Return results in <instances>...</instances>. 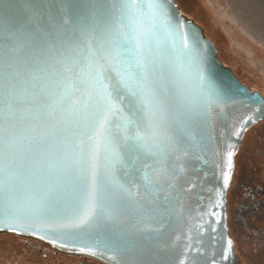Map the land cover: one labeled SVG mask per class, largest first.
<instances>
[{"label": "snow or ice", "instance_id": "1", "mask_svg": "<svg viewBox=\"0 0 264 264\" xmlns=\"http://www.w3.org/2000/svg\"><path fill=\"white\" fill-rule=\"evenodd\" d=\"M170 19L168 0H0L5 230L37 236L38 226L56 236L49 242L58 249L110 252V260L152 255L133 238L144 229L126 223L144 212L137 204L141 186L114 161L133 148L160 168L156 179L144 177V186L161 183L166 158L187 155L188 126L202 125L224 99L199 64L197 99H189L174 66L192 70L188 44L176 61L158 43L172 32ZM240 96L259 116L247 117L237 138L264 118V96ZM234 156L235 149L226 152L224 189Z\"/></svg>", "mask_w": 264, "mask_h": 264}, {"label": "water", "instance_id": "2", "mask_svg": "<svg viewBox=\"0 0 264 264\" xmlns=\"http://www.w3.org/2000/svg\"><path fill=\"white\" fill-rule=\"evenodd\" d=\"M8 2L22 5L24 0ZM168 3L172 32L161 34L158 43L176 61L186 51L183 45L188 44L193 59L192 70L174 63L186 94L189 99H197L194 69L199 64L224 99L222 103L213 105L210 118L202 125L188 126L191 143L187 155L179 154V159L174 158L175 154L166 158L161 183L150 188L144 186V177L156 179L160 168L133 148L124 151L122 161L119 156L114 161L118 168L123 165L122 173L129 180L141 186V198L137 204L143 206L144 212L126 223L144 229L133 238L148 247L152 255L143 259L118 256L117 260H110V252L92 256L61 250L49 242L56 236L38 226L33 229L38 235L32 236L13 233L0 225V235L32 240L55 253L92 259L102 264H181V261L183 264H242L229 230L228 194L236 170V156L246 134L264 118L250 121L239 138L234 133L247 117L259 116L255 113V106H246L240 93L247 91L264 95L241 81L232 67L222 61L215 42L206 35L203 25L185 14L176 0H168ZM19 15L25 17L27 13L20 8ZM230 149H235V156L231 180L224 189L226 152ZM40 235H47L49 239L41 240ZM225 253L228 254L227 260L223 259Z\"/></svg>", "mask_w": 264, "mask_h": 264}, {"label": "rangeland", "instance_id": "3", "mask_svg": "<svg viewBox=\"0 0 264 264\" xmlns=\"http://www.w3.org/2000/svg\"><path fill=\"white\" fill-rule=\"evenodd\" d=\"M200 1L207 10V16L200 9V2L199 4L194 3L195 6L193 4L191 8L188 7V11L184 9L182 11L185 14L188 13L187 15H194L200 23L206 26L205 32L207 31L214 40H218L217 43L223 52L224 63L236 70L242 81L255 85L253 82L255 77L260 79L261 88L256 85L252 87L262 90L264 95V0ZM211 15L215 21L210 19ZM216 31L224 38L225 43ZM223 34L225 36H222ZM262 128H264V123L261 122L249 135L247 133L246 143L260 161L263 169L261 177L264 180V157L259 152L264 147V134L258 131ZM11 241H13L12 237L0 235V264H47L44 258H37L34 253L35 249L28 250ZM66 257L64 258L68 259Z\"/></svg>", "mask_w": 264, "mask_h": 264}, {"label": "flooded vegetation", "instance_id": "4", "mask_svg": "<svg viewBox=\"0 0 264 264\" xmlns=\"http://www.w3.org/2000/svg\"><path fill=\"white\" fill-rule=\"evenodd\" d=\"M180 2L183 7L191 8L187 0H180ZM192 2L199 4L198 0H192ZM199 5L207 16V10L203 9L204 5ZM216 34L225 43L218 31ZM260 123L252 127L248 135ZM258 131L264 134V128ZM246 139L247 134L236 157V170L228 195V224L242 264H264V180L261 177L263 169L251 147H247ZM259 152L264 157V147ZM12 240L13 244L23 246L25 249H35L34 253L37 258H44V262L47 264H102L87 258L66 257L32 240L17 237Z\"/></svg>", "mask_w": 264, "mask_h": 264}, {"label": "trees", "instance_id": "5", "mask_svg": "<svg viewBox=\"0 0 264 264\" xmlns=\"http://www.w3.org/2000/svg\"><path fill=\"white\" fill-rule=\"evenodd\" d=\"M177 1V3L178 4H180L181 2H180V0H176ZM188 2H189V4H190V6L192 7L193 6V2L191 1V0H187ZM198 2H200V4H202V5H204L200 0H198ZM182 4V3H181ZM181 4L179 5V6H181ZM194 6H195V4H194ZM181 9H184L185 11H188V9L187 8H185V7H181ZM188 14V13H187ZM188 16H190V14L188 15ZM190 17H192V18H194L195 19V21L196 22H198L199 24H201V25H203L202 23H200L199 21H198V19H196L195 17H194V15L192 16H190ZM210 19L213 21L214 20V17L211 15L210 16ZM215 21V20H214ZM205 24V23H204ZM204 26V28H206V26L205 25H203ZM206 34L210 37V38H212L210 35H209V33L206 31ZM222 36H225L224 34L222 35ZM227 39V38H226ZM212 40L216 43V46L218 47V50H219V55H220V58L222 59V61L224 62L225 60H224V58L222 57V54H223V52H222V49H221V47H220V45H218V43H217V41L216 40H214V38H212ZM227 41H228V39H227ZM229 49H231V47L229 48ZM231 51V50H230ZM231 55V54H230ZM233 55V54H232ZM226 64V63H225ZM227 65V64H226ZM234 70V69H233ZM234 72L238 75V77L240 78V79H242L241 77H240V75L237 73V71L236 70H234ZM245 75H247V74H245ZM242 81V80H241ZM244 82V81H243ZM253 82H255V85L256 86H258V87H260L261 88V83H260V79L259 78H257V77H255V79H254V81ZM245 83V82H244ZM247 84V83H246ZM252 89H254L252 86H255L254 85V83H252L251 85L250 84H248ZM260 91V90H259ZM261 92H262V90H261ZM263 93V92H262ZM264 122V121H263ZM4 236H7V235H4ZM9 237H11V236H9ZM12 238H16V237H12ZM70 258H75L76 259V257H70Z\"/></svg>", "mask_w": 264, "mask_h": 264}, {"label": "bare ground", "instance_id": "6", "mask_svg": "<svg viewBox=\"0 0 264 264\" xmlns=\"http://www.w3.org/2000/svg\"><path fill=\"white\" fill-rule=\"evenodd\" d=\"M177 2V1H176ZM181 8V7H180ZM203 9L205 10L204 6ZM208 9V8H207ZM205 29V28H204ZM206 33V32H205ZM216 44V43H215ZM217 47V46H216ZM220 56V55H219ZM234 71V70H233ZM238 155V154H237ZM237 157V156H236ZM234 179V178H233ZM233 183V182H232ZM229 195V194H228ZM229 225V224H228Z\"/></svg>", "mask_w": 264, "mask_h": 264}]
</instances>
